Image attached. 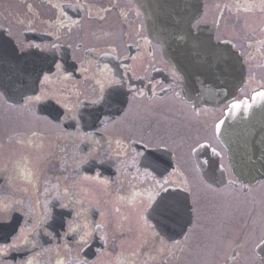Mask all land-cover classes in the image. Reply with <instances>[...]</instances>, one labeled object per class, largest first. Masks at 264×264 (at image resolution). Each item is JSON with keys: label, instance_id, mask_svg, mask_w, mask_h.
Segmentation results:
<instances>
[{"label": "flooded vegetation", "instance_id": "af4514ba", "mask_svg": "<svg viewBox=\"0 0 264 264\" xmlns=\"http://www.w3.org/2000/svg\"><path fill=\"white\" fill-rule=\"evenodd\" d=\"M192 28L240 55L235 100L264 88V0H203ZM19 59L11 80L3 67ZM185 83L138 0H0V264H200L201 246L215 264H264V225L241 212L264 178L240 179L217 136L230 103L194 104ZM202 144L227 182L204 174Z\"/></svg>", "mask_w": 264, "mask_h": 264}, {"label": "water", "instance_id": "95a60500", "mask_svg": "<svg viewBox=\"0 0 264 264\" xmlns=\"http://www.w3.org/2000/svg\"><path fill=\"white\" fill-rule=\"evenodd\" d=\"M145 12L150 35L164 46L167 59L187 79L185 94L198 105L218 106L235 97L245 80L240 55L230 45L215 44L213 39L202 42L194 34L192 24L202 12L203 0H138ZM203 44V47L197 48ZM222 48L220 52L219 48ZM225 47V48H224ZM23 61L7 63L3 69L20 70ZM45 66H41V72ZM264 90L251 99L234 102L217 125L220 141L229 151L234 173L244 181L264 178ZM195 154L206 177L214 182H227L219 152H211L202 144ZM264 259V242L259 247Z\"/></svg>", "mask_w": 264, "mask_h": 264}, {"label": "rangeland", "instance_id": "374dc122", "mask_svg": "<svg viewBox=\"0 0 264 264\" xmlns=\"http://www.w3.org/2000/svg\"><path fill=\"white\" fill-rule=\"evenodd\" d=\"M10 7H8L10 9V12L14 13L15 9H22V7L18 6V5H13V4H10L8 5ZM12 7V8H11ZM21 12V11H20ZM13 110H9V113H12ZM26 119H23V121H25ZM196 121H199V120H196ZM21 124V122H19V117H16V116H13L12 115H9L8 117V120H7V123H6V126L7 127H19ZM197 124V129L201 132V133H205L207 134L206 130L204 129L203 125H201L199 122H196ZM9 128V131H11V129ZM191 138L192 137V134L191 132H186L185 133V136L184 138ZM9 154V153H8ZM7 154V155H8ZM5 155L6 158H8V156ZM12 157L14 158V160L16 159H20V158H27L26 156V153H24V151L22 150V148H17L16 150H14V154L12 155ZM11 167V166H10ZM242 198L244 199V195H241ZM248 199H250V195H248ZM254 197H258V201H257V204L251 200L249 201H244V203H248V207L246 210H242L241 209V212H242V215L245 217V218H248L249 217V225H251V227H254L256 229L257 226L261 227L264 225V221H263V218H264V188L263 187H260L257 189V192L254 193ZM262 197V199H260ZM255 204L257 205L255 207ZM233 218L234 220L237 219V221L239 222H242L243 221V218L239 215V214H235L233 213ZM238 227L236 226V223L232 224L230 226V231L233 232V233H236L238 231L237 229ZM264 228V227H263ZM224 242V241H223ZM222 241L220 242L221 244H224ZM216 243V242H215ZM219 243V244H220ZM204 249V246H201L200 247V252L203 253V257L201 258V262L200 264H215V263H218V261L220 260L219 258L216 259V257H214L212 259V253L213 251H203ZM200 252L198 250H194V251H191L190 253L193 254V255H197V254H200ZM215 253V252H214ZM189 261H193V260H189V258H186L185 259V263H189Z\"/></svg>", "mask_w": 264, "mask_h": 264}, {"label": "snow or ice", "instance_id": "6c2138e0", "mask_svg": "<svg viewBox=\"0 0 264 264\" xmlns=\"http://www.w3.org/2000/svg\"><path fill=\"white\" fill-rule=\"evenodd\" d=\"M47 79V78H46ZM260 95L264 96V93H260ZM35 102H39L41 100L40 96H37L34 98ZM30 175V173H29ZM27 178V177H26ZM166 191V189H163ZM149 200L151 203H149L148 207H153V204H155L154 211H158L161 215L165 214L166 212L170 211L169 205L166 203V199L164 197H161L160 200L157 202L153 197L149 196ZM73 231H76V229H72ZM82 244H87V239L85 237H81ZM16 246V245H13ZM27 264H32V261L29 260ZM60 264H63L61 261Z\"/></svg>", "mask_w": 264, "mask_h": 264}, {"label": "bare ground", "instance_id": "6f19581e", "mask_svg": "<svg viewBox=\"0 0 264 264\" xmlns=\"http://www.w3.org/2000/svg\"><path fill=\"white\" fill-rule=\"evenodd\" d=\"M16 77H17V70H16V68H14V71L12 72L10 78L12 80V79H15Z\"/></svg>", "mask_w": 264, "mask_h": 264}]
</instances>
